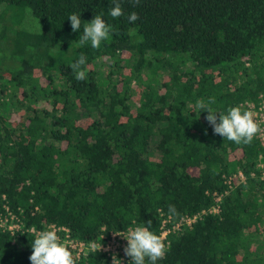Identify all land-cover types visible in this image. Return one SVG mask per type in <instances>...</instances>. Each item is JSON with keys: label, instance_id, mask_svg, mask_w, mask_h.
Segmentation results:
<instances>
[{"label": "trees", "instance_id": "1", "mask_svg": "<svg viewBox=\"0 0 264 264\" xmlns=\"http://www.w3.org/2000/svg\"><path fill=\"white\" fill-rule=\"evenodd\" d=\"M112 6L0 0V211L7 206L19 225L0 231V264H31V228L63 226L89 245L151 220L159 235L162 217L208 210L215 196L219 214L170 234L157 264H264V180L251 177L261 175L264 140L224 139L196 108L214 98L208 107L227 114L264 96V0H122L116 19ZM25 13L41 32L19 29ZM72 13H80L78 32ZM96 15L114 27L111 39L78 47ZM80 54L83 81L70 68ZM237 171L245 183L230 189L225 181ZM74 258L112 264L101 250Z\"/></svg>", "mask_w": 264, "mask_h": 264}, {"label": "clouds", "instance_id": "2", "mask_svg": "<svg viewBox=\"0 0 264 264\" xmlns=\"http://www.w3.org/2000/svg\"><path fill=\"white\" fill-rule=\"evenodd\" d=\"M130 2L135 6L139 5L140 0H130ZM112 5L109 15L113 19L124 16L122 0H112ZM67 19L73 32H78L81 29L80 13H72ZM127 19L129 22L134 23L139 19V15L136 12H131ZM39 29L41 32L40 23ZM114 31V27L107 23L101 15H96L83 27L82 34L78 41L74 43L78 47L90 44L91 48L99 49L102 42L111 39ZM86 61L87 56L80 54L70 64V68L75 74V79L78 81L86 79V72L82 68ZM213 103H215V99L209 98L207 104L201 101L196 105V108L199 113L207 111L208 115L205 119L211 125L214 134H218L236 144H250L254 137L262 131L261 125L255 119L256 114L253 111L242 110L240 106H235L229 108L227 114H218L208 107V105ZM169 212H175L173 205H169ZM151 223V220H149L145 223V226H137L131 229L127 237H124L127 241L124 253L131 258L130 264H145L146 258L149 264H157L158 260L165 258L168 247L159 235L150 231ZM32 231L35 234V239L31 245L32 252L29 256L31 264H76L73 252L67 244L61 242L55 230L47 229L37 232L33 228ZM100 249L101 244L92 246V251L96 253ZM112 264H121V261L114 255Z\"/></svg>", "mask_w": 264, "mask_h": 264}, {"label": "built area", "instance_id": "3", "mask_svg": "<svg viewBox=\"0 0 264 264\" xmlns=\"http://www.w3.org/2000/svg\"><path fill=\"white\" fill-rule=\"evenodd\" d=\"M263 102H264V96H262ZM255 103L252 102H245L243 106L245 107V110H251L253 111L257 116L258 111H262L258 105H254ZM241 106V105H240ZM263 121L259 122L261 125L262 131L257 134L259 138L264 140V117L262 118ZM259 168L262 170L261 172V179L264 180V164L262 162L259 163ZM254 174H251V177L254 178ZM234 181H238V183H245V176L241 171H238L235 175L230 176L226 179L225 184L228 185L230 189H232V185ZM220 201L221 196H215L214 198V205L210 207L208 210H203L197 214L194 215H186L181 218H179L177 221L172 220L171 216L162 217V220L160 222V233L159 236L161 239L165 242L166 245H168V236L170 234H174L177 231H180L182 228L190 227L193 225L196 221L202 219L204 216L208 214L217 215L220 212ZM16 218L14 217L13 213L9 210L7 206H4L2 210L0 211V231H9L11 233L18 231L19 225L16 223ZM137 226L129 227L126 231H119V232H110L107 236L101 235L100 239L104 241V243H94L91 242L89 245H86L82 242H76L73 239H71L69 235V230L66 229L63 226H57L55 224L51 225H45L42 229L37 230V232L47 229L55 230L58 234V236L61 239L62 243L67 244L69 249L73 252L74 256L79 259L82 256H85L88 251H92V246L101 244V251L107 253L112 262V257L115 255L117 259L121 261V264H128L130 263V257L126 256L124 253V248L127 245L126 237L128 235V232L131 229H134ZM33 228L29 229V232L34 234L32 231ZM104 231V229H102ZM35 236V234H34ZM125 237V238H124Z\"/></svg>", "mask_w": 264, "mask_h": 264}, {"label": "rangeland", "instance_id": "4", "mask_svg": "<svg viewBox=\"0 0 264 264\" xmlns=\"http://www.w3.org/2000/svg\"><path fill=\"white\" fill-rule=\"evenodd\" d=\"M19 29H21L23 31H26V32H30V33H38L39 32L37 23L35 22V20L28 13H25L24 18L22 19L21 24L19 25ZM69 42L70 41L68 40V38H66L65 39V43H69ZM129 57L130 56H129L128 53L122 57L124 60L126 59V61H124L122 63L123 67L124 66L128 67V66L131 65L130 64V60L131 59L128 61ZM108 66H109L108 63L103 62V64L100 66L101 68L97 69L98 70V81H99V84L101 86H103V87H106L107 83H108V81L105 79L107 71H108ZM181 70L184 71L183 68ZM159 71L164 73V74L165 73H167V74L171 73V70L168 69V68H165V67L161 68ZM124 74L126 75L127 73L124 71ZM48 76L51 79L55 78V76L53 74H51V73H49ZM111 79L112 80H116V77L113 76ZM256 105L260 106L259 108L262 111H258V114L255 117V119L257 121L261 122V121H263L262 118L264 117V102H263V98H260V100L258 101V104H256ZM240 107L242 108V110H245V107L243 106V104ZM237 172H235L233 175H235ZM241 172H243V171H241ZM243 175H244V172H243ZM253 176H254L255 179H258V177H261V175H256V174H254Z\"/></svg>", "mask_w": 264, "mask_h": 264}]
</instances>
